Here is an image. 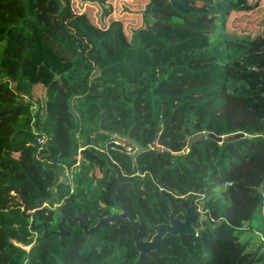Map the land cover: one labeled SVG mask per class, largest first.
<instances>
[{"label":"trees","instance_id":"1","mask_svg":"<svg viewBox=\"0 0 264 264\" xmlns=\"http://www.w3.org/2000/svg\"><path fill=\"white\" fill-rule=\"evenodd\" d=\"M263 1L154 0L129 37L121 19L99 26L65 0H0V264H133V241L111 242L133 231L125 219L90 237L31 227L61 214L90 227L120 181L118 201L144 223L170 200L197 198L204 213L144 264H264V28L234 17ZM40 47L66 65L48 83L30 73ZM99 122L150 148L132 161L114 141L133 144ZM198 132L244 136L188 147ZM44 191L57 200L22 214Z\"/></svg>","mask_w":264,"mask_h":264},{"label":"water","instance_id":"2","mask_svg":"<svg viewBox=\"0 0 264 264\" xmlns=\"http://www.w3.org/2000/svg\"><path fill=\"white\" fill-rule=\"evenodd\" d=\"M153 1L154 0H150V2L146 6L144 13L149 12L150 5ZM99 130L103 132H107L110 135H116L126 140L127 142H130L131 144H133L135 150L134 152L129 154L132 161H134L135 157L141 151L150 148V145L142 146L135 138L131 137L130 130H128L126 134H121L115 131H106L105 129L101 127L100 122H99ZM242 136H244V133H239V134H234V135H229V136L228 135L222 136V135H216L211 132L210 133L198 132L189 137L187 145L188 147H190L193 143L197 141H204L207 138H211L217 142H222L224 140L234 139V138L242 137ZM60 170L61 168L59 169L58 173L60 172ZM64 181H66L65 177L62 179L63 183ZM114 198H115L117 205L119 206L121 210L120 212L115 213V214H108L107 212H104L99 215L100 218L98 219V221L90 227H87L82 222V219L79 216L71 219L67 215H63L61 216V220L59 223V230L56 231V233L60 236H63L69 233L63 228V223L65 220H68V222L71 224L78 221L84 233L88 236H92L94 233L98 232L100 228L107 227L109 223H113L117 219H128L130 224L134 227L135 232L121 234L116 240V242H118V240L121 239V237L123 236L132 239L135 245V249L138 252V257L133 264H144L148 256L154 258L155 260L158 259V256L154 255L153 251L156 250L160 246L162 239L166 234L178 235L181 243H183L184 235L193 234L194 233L193 225H198L200 223L199 222L200 212L195 210V206L192 203L190 206L186 207L187 214H186L185 220L183 221L179 219H174L172 217V213L169 215L164 214V217L168 220L169 223L154 224L150 219L147 218L148 223L150 224L151 228L155 231V233L152 235L150 239L145 240L144 239L145 231H144V228L141 226L140 222L133 217L132 213L129 212L124 207V205H122L120 202L116 200V196ZM40 204H41L40 200H38L37 204L34 205L30 209L23 207L22 214H28L29 210L34 211L40 206ZM42 226L44 228V232L42 233L41 238H44L47 236L48 231H47L46 224H42ZM31 227L35 229V228H40L41 225H35L34 220H32Z\"/></svg>","mask_w":264,"mask_h":264},{"label":"rangeland","instance_id":"3","mask_svg":"<svg viewBox=\"0 0 264 264\" xmlns=\"http://www.w3.org/2000/svg\"><path fill=\"white\" fill-rule=\"evenodd\" d=\"M149 0H66L69 5H72L76 11L84 12L89 9L95 17L94 22L99 26H106L110 18L121 19L126 28V34L130 37L131 31L139 27L143 22V13ZM245 2L247 0H244ZM236 19L242 22H250L251 20L257 22L262 21L259 30H253L252 34L258 33L264 28V1L259 6H251L248 10L238 9L234 15ZM247 24V23H246ZM66 68L55 59L54 55L44 48H38L30 63V73L33 79H41L48 83L52 79H57L60 72ZM91 160L99 163L98 157L90 154ZM71 176V175H70ZM36 181L40 184V179L37 177ZM44 191L40 203H46L55 196ZM204 219V213L201 210L200 221Z\"/></svg>","mask_w":264,"mask_h":264},{"label":"flooded vegetation","instance_id":"4","mask_svg":"<svg viewBox=\"0 0 264 264\" xmlns=\"http://www.w3.org/2000/svg\"><path fill=\"white\" fill-rule=\"evenodd\" d=\"M114 143H115V145L117 144V145H122L124 148H125V152L129 155L130 153H132V152H134V150H135V148H131L130 150H126V147L128 146L127 144H125V143H122V142H120V141H117V140H115L114 141ZM114 145V146H115ZM130 157V156H129ZM65 172H66V170H65ZM66 178V181H64V183L62 182V179L63 178ZM59 182H60V184H62L63 186H64V190L62 191V193H68V191H74V186H75V183H74V180H73V178L72 177H70V176H68V175H65V176H62L61 178H60V180H59ZM122 184V182L120 181V182H118V184H117V186H116V192L114 193V195H113V197H112V199H113V201H114V203L116 204L115 206H112V205H109V206H107L106 204H104V203H97V204H95V209L96 210H94V214H95V216H96V221L94 222V224L98 221V219L100 218V214H102V213H104V212H107L108 214H115V213H118V212H120L121 210H120V208H119V206L117 205V203H116V201H115V196H116V200L118 201V199H117V191H118V189H119V187H120V185ZM53 196H55L54 197V199H52V200H57V195H53ZM119 202V201H118ZM199 201H198V199L197 198H191V199H189L188 201H184V200H182V201H180L179 203H176V204H174L171 200L169 201V205H168V207H162V206H159L158 207V209H159V216L160 217H157L158 219H160V220H158L157 222H153L148 216H146L145 215V218H146V221H147V218L148 219H150L154 224H160V223H169L168 222V220L164 217V214H171L172 213V217L174 218V219H179V220H181V221H183V220H185V217H186V214H187V209H186V207H188V206H190L192 203L194 204V206H195V210H197V211H199L200 212V216H201V208H200V206H199V203H198ZM121 203V202H120ZM55 204H59L58 202H54V205ZM122 204V203H121ZM122 205H124V204H122ZM40 207V206H39ZM39 207L37 208V209H35V210H38L39 209ZM54 207V206H53ZM124 207H125V205H124ZM126 208V207H125ZM127 209V208H126ZM34 210V211H35ZM128 210V209H127ZM129 211V210H128ZM29 212V211H28ZM31 212H33V211H31ZM31 212H29L28 214H30ZM129 212H131V211H129ZM132 213V212H131ZM63 215H66V214H61L60 215V217H59V221L58 222H55V221H53L52 223H51V230H48V227H47V231H48V234H47V236L50 234V232L51 233H55L56 235H58L57 233H56V231H58L59 230V223H60V220H61V216H63ZM133 215V214H132ZM68 216V215H67ZM77 216H79V217H81L80 215H77ZM77 216H75V217H77ZM200 216H199V222H200ZM69 217V216H68ZM75 217H69V218H71V219H73V218H75ZM133 217H134V215H133ZM136 220H138L139 222H140V224H141V226L144 228V231H145V237H144V239L145 240H148V239H150L151 237H152V235L155 233V231L151 228V226H150V224L148 223V221H147V223H144L143 222V220L140 218V217H134ZM81 219H82V217H81ZM32 220H34V218H33V216L31 215V221ZM125 220H127L128 222H129V220L128 219H125ZM82 222H83V219H82ZM84 223V222H83ZM114 223V222H113ZM34 224H35V220H34ZM42 224H46L45 222H41V223H38V224H35V225H41V227H40V229H41V231H40V234L42 235V233L44 232V228H43V226H42ZM75 224H77L79 227H80V225H79V222L78 221H76V222H74L73 224H71V223H69L68 222V220H65L64 221V223H63V228L67 231V232H69V233H67V234H65V235H70V233H71V231H70V228H68V226H73V225H75ZM93 224V225H94ZM109 224H111V223H109ZM129 224H130V222H129ZM46 226H47V224H46ZM55 226H56V229H55ZM92 226V225H91ZM109 226V225H108ZM130 226L132 227V229H133V231L132 232H122L121 234H123V233H133V232H135V229H134V227L130 224ZM147 226H148V228H147ZM197 225H193V229L195 230V227H196ZM81 228V227H80ZM106 228V227H105ZM36 229H38V228H35V230ZM82 229V228H81ZM149 229V230H148ZM83 230V229H82ZM147 230L148 231H152V233L150 234V236H148L147 235ZM84 232V231H83ZM39 233V231H36L35 232V235H37ZM85 234V233H84ZM121 234H119V236L121 235ZM41 235H40V238H41ZM65 235H63V236H65ZM167 235V234H166ZM165 235V236H166ZM186 235H189V234H186ZM186 235H184V237L186 236ZM58 236H60V235H58ZM63 236H60V237H63ZM118 236V237H119ZM164 236V237H165ZM175 236L179 239V237H178V235H176L175 234ZM88 237H90V236H88ZM118 237L115 239V240H113V241H111V242H115V243H118L119 242V240H118V242H116V240L118 239ZM124 237V236H123ZM163 237V238H164ZM128 238V237H127ZM132 240V239H131ZM163 240V239H162ZM133 241V240H132ZM179 241H180V239H179ZM134 243V242H133ZM162 243V242H161ZM180 243H181V241H180ZM161 245V244H160ZM135 246V245H134ZM160 247V246H159ZM159 247L156 249V250H154L153 251V253H154V255H156V256H158L157 254H156V251L159 249ZM138 257V256H137ZM149 257V256H148ZM152 258V257H151ZM137 259V258H136ZM154 259V258H153ZM158 259H159V256H158ZM157 259V260H158ZM135 262V261H134Z\"/></svg>","mask_w":264,"mask_h":264},{"label":"built area","instance_id":"5","mask_svg":"<svg viewBox=\"0 0 264 264\" xmlns=\"http://www.w3.org/2000/svg\"><path fill=\"white\" fill-rule=\"evenodd\" d=\"M39 140H41V138H40V139L38 138V141H39ZM131 148H132V147L128 145V146L126 147V150H130ZM79 163H80V160L78 159V161L76 162L75 165L72 166V168H70V169H66V175H68V174L71 175V171H72L74 168H76V167L78 166ZM226 185H227V186H228V185H232V181H231V180L227 181V182H226ZM262 194H263V198H264V192H263ZM196 234H197V233H196Z\"/></svg>","mask_w":264,"mask_h":264},{"label":"crops","instance_id":"6","mask_svg":"<svg viewBox=\"0 0 264 264\" xmlns=\"http://www.w3.org/2000/svg\"><path fill=\"white\" fill-rule=\"evenodd\" d=\"M66 1V0H65ZM147 6V5H146Z\"/></svg>","mask_w":264,"mask_h":264}]
</instances>
